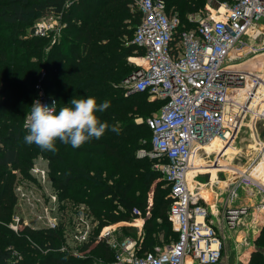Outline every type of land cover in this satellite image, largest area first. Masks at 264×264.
I'll return each mask as SVG.
<instances>
[{
    "label": "trees",
    "instance_id": "obj_1",
    "mask_svg": "<svg viewBox=\"0 0 264 264\" xmlns=\"http://www.w3.org/2000/svg\"><path fill=\"white\" fill-rule=\"evenodd\" d=\"M185 27L195 26L204 0H164ZM59 16L65 28L57 40L30 36L36 19ZM142 12L131 0H0V223L11 218L16 176L10 168L28 174L42 156L54 166L55 184L63 190L66 209L84 204L98 222L95 234L81 252L92 249L105 262L115 257L107 240L98 236L109 224L144 220L137 243L138 255L156 253L162 245L178 240L169 220L172 200L161 190L155 161L138 158L140 149L151 148L152 131L146 120L161 110L164 100L151 101L147 93H130L124 81L137 68L128 57L143 55L133 44ZM34 25V26H33ZM30 29V34H25ZM44 73L43 89L57 101V112L73 98L94 97L110 106L96 115L109 128L79 148L57 140L55 153L29 145L23 127L36 100ZM157 113V114H158ZM142 119V122H137ZM116 127L118 131H113ZM145 142V143H144ZM155 184L153 198L149 193ZM153 199V200H152ZM2 221V222H1ZM0 224V225H1ZM141 224V223H139ZM48 234L27 227L20 236L0 226V264H94L90 256L75 258L57 245L59 230ZM172 234V235H171ZM171 239V240H170ZM250 264H264V228L256 241ZM17 253V256L14 255Z\"/></svg>",
    "mask_w": 264,
    "mask_h": 264
},
{
    "label": "built area",
    "instance_id": "obj_2",
    "mask_svg": "<svg viewBox=\"0 0 264 264\" xmlns=\"http://www.w3.org/2000/svg\"><path fill=\"white\" fill-rule=\"evenodd\" d=\"M131 1L143 14L133 44L144 54L133 56L137 70L124 84L130 93H147L151 99L165 101L159 113L146 120L152 131L151 148L140 149L138 158L155 161L154 169L170 187L169 220L178 240L163 251L157 249L156 253L144 255H138L137 242L129 240L113 262L104 264H185L187 258L199 264H218L225 234L219 233L209 220L211 209L202 189L216 187L221 181L219 177H210L204 184L196 182L206 170L195 161L197 155L205 160V156L216 154L215 160L206 161L205 167L220 165L217 159L222 157L214 152L209 154L206 146L214 139L222 140L226 148L232 146L249 116L264 124V70L255 69L260 56H264V44L251 46V55L233 58L238 46H248L246 37L264 20V0H226L221 12L209 14L203 20L190 15L189 21L195 26L185 30H181L185 26L167 9L164 0ZM49 16L61 20L59 16ZM38 23L30 36L47 38L53 34L54 41L60 37L51 23ZM259 36L257 31L256 39ZM43 79L44 73L36 85V100L52 107L53 101H57L45 93ZM219 169L222 171L217 169V175L229 173L230 201L237 198L239 188H256L263 196L259 208L264 212V141L246 167L229 163V167ZM33 174L41 184L48 181L43 169L34 168ZM50 198L56 205V196ZM230 201L224 206L221 221L233 231L249 209L232 206ZM81 206L69 205L66 209V216L69 210L75 211L74 218L66 217V224L72 221L70 242L80 249L90 242L97 229L88 207ZM49 209L52 208L46 207L45 211ZM23 221L16 215L9 229L18 233ZM48 226L55 230L59 223L49 220ZM107 229L98 240L106 239L115 249ZM73 254L83 258L81 251Z\"/></svg>",
    "mask_w": 264,
    "mask_h": 264
},
{
    "label": "rangeland",
    "instance_id": "obj_3",
    "mask_svg": "<svg viewBox=\"0 0 264 264\" xmlns=\"http://www.w3.org/2000/svg\"><path fill=\"white\" fill-rule=\"evenodd\" d=\"M204 1L205 4L199 8V11L196 14H192L196 16L198 20L205 19L206 17L209 16V14H217L221 12L223 10L222 5L226 0H204ZM263 21H261L260 23H262ZM36 22L39 23L45 22L47 24L51 23L50 25H52V28H54V30H57L58 34L60 35L62 34L61 32L63 28H65V23L62 20L51 18L49 15L41 16L40 18L36 19ZM25 32H26L25 34H30V29H27ZM256 35H257V31L255 29L246 37L245 41L248 44V46L247 47L238 46L236 48V50L233 53L234 59L245 56L246 51H248L247 48L250 49L251 46L253 45L262 44V41L256 39L255 37ZM53 36H54L53 34H50L49 37H47V39L48 38L52 39ZM250 52L251 50L249 51L248 54H251ZM132 58L133 55L128 57V62L129 64L136 67L135 63L133 64ZM150 100L153 101L154 99H150ZM29 112L30 111H28V113ZM157 113H158L157 110L153 111V114H157ZM142 121H143L142 119H138L137 122L139 123ZM263 141H264V124L258 122L255 118L249 116L245 120L241 130L239 131L237 137L233 141L232 146L225 148L226 150L223 153L216 152L215 150H211V148L208 149L207 152L209 154L214 152L222 157L221 159L219 158L217 159L218 161H220V165L216 164L214 166L205 167V164H207L206 161L212 163V161L215 160L216 154H212L208 157L205 156L204 157L205 160H201L200 156L197 155L196 162H198L200 166H204V169L206 171L202 174L203 176L196 178L195 181L203 184L206 183V178L208 180V176H207L208 174L209 176H211V179L214 180L215 178H217L216 172L222 171L219 168H223L226 166L229 167V163L233 167H241V168L246 167L252 160L255 159L259 145ZM54 166L55 165L50 166V163L47 159H45L42 156H39L34 160L33 165L30 168L28 174H24L20 170H15L13 167L10 168L11 174L16 176V180L14 184L15 201H14L11 218L8 221L3 222V225L0 223L1 224L0 226H5L6 229L13 232L16 236H20L24 232L23 230L25 227H29L35 232L48 234L47 233L48 231H54V229L48 226L49 220H53L55 221L56 224L59 223V227L57 230H59L60 240H58L59 243L56 242V244L59 245L61 243L60 245L62 246V248L66 249L67 247L68 251H71L72 256H74L73 251L77 252L80 251L81 249L74 243L70 242L71 241L70 235H72L74 230L72 231L69 230L70 228H73V226H70L72 225V221L70 222V224L67 225L66 217L74 218L75 211L69 210L68 216H66V206H67L66 197H64L62 194L63 190L59 189V186L54 182V178L56 177L54 172L55 171ZM34 168H39L46 171V173L48 174V181L46 183L41 184L37 181L35 175L33 174ZM217 169L220 171H217ZM228 175L229 173L227 172L220 173V178L225 179L227 178ZM158 178H159L158 182L162 183L164 180L163 176L161 175ZM163 183L161 190L167 193L168 192L167 186L164 185ZM154 187L155 184L153 185L149 193L150 199L153 198ZM238 193L241 194V197L244 200V202H247L250 205L257 204V206H255L256 208L260 206V203H262L261 201L263 196L259 193V191L256 188H248V187L243 188L240 191H238ZM51 196H56L57 198L56 205L51 200L50 198ZM81 205L84 204H80L79 205L80 208L82 207ZM46 207L52 209H49V212H46L45 211ZM219 212H221V210ZM16 215H18L21 219L24 220L22 222L23 226H20V231L18 233L9 229V226H11L12 223H14L13 218ZM244 217L241 219V221L244 219ZM119 224L120 225L117 226H113V224H109L103 227L99 234L102 236V233L105 231L106 228H108L107 230L110 229L109 232H111V234L109 235V237L110 240L115 244V249L111 248L112 252L114 253L113 254L114 257L121 250V248L127 241L132 240L138 243L144 233V225L136 224L134 223V221L129 222L127 224H124V222H121ZM260 225L258 223L257 227ZM132 226H143V228L141 229V227H138L139 228L138 231V228ZM240 226L241 225L239 224V226H237L236 229H238ZM257 227H255L254 230L253 229L249 230L248 232L245 229H243L241 231L239 230V232H235L233 234L231 233L232 236L230 240L227 235L225 239L226 241H228V243L225 242V253L220 264H250L251 256L253 252L257 250L256 241L259 238L256 237V234L258 233V230L256 229ZM241 228H243V226ZM230 241L233 242L231 243ZM161 242L162 245L158 246L157 249L163 251L168 246L172 245V243H174L175 240H171V243H167V240L164 239V235L162 234ZM81 254H83V257L90 256L97 264L109 263V262H105L95 252H92V249H88L83 253L81 252Z\"/></svg>",
    "mask_w": 264,
    "mask_h": 264
},
{
    "label": "clouds",
    "instance_id": "obj_4",
    "mask_svg": "<svg viewBox=\"0 0 264 264\" xmlns=\"http://www.w3.org/2000/svg\"><path fill=\"white\" fill-rule=\"evenodd\" d=\"M57 104L49 107L35 100L27 114L23 127L28 130L24 137L29 145L35 144L41 150L55 153L56 141L79 148L92 138L99 139L109 128L106 122H101L97 112L105 111L110 102L98 104L96 98H73L70 106H64L57 112ZM113 131H118L116 127Z\"/></svg>",
    "mask_w": 264,
    "mask_h": 264
},
{
    "label": "crops",
    "instance_id": "obj_5",
    "mask_svg": "<svg viewBox=\"0 0 264 264\" xmlns=\"http://www.w3.org/2000/svg\"><path fill=\"white\" fill-rule=\"evenodd\" d=\"M255 29H256V31H258L260 33V36L257 40L262 41V45H263L264 44V21L262 23L259 22V24H257L255 26ZM247 49H248V51H246L245 55H247L249 53V51L251 50V48L250 49L247 48ZM250 53H252V52H250ZM248 55H251V54H248ZM262 57H264V56H262ZM262 57L260 56L259 61H258L260 63L256 65V66H259V67L255 68L257 70H264V58H262ZM201 176H203V175H201ZM207 176H208V180L206 178V182H208L209 178L211 177V176H209V174ZM217 177L220 178V175H217ZM228 177L229 176H227V178H225V179L220 178L221 182L216 187H211V188L210 187H204L202 189L203 193H204V197L207 200V204H208L209 208L211 209L209 220L211 221V223H213V226L216 228V230L219 233L224 232L225 238L228 235L229 240L231 239V236L233 233L239 232V230L241 231L243 229H245L247 232L249 230H252V229L254 230V228L257 227V224L259 223V225L260 224L261 225L256 228L258 230L256 237H259L262 229L264 228V212L261 211L259 207H257V208L255 207V206H257V204H251L250 205L249 203L244 202L240 193L238 194L237 198L230 201ZM243 188H247V187H242V188H240V190ZM240 190H238V191H240ZM228 200L231 202L230 204L232 206H236V207L246 206L249 209L248 215L246 217H244V219L240 223L241 226L238 229L233 230V231L229 230L226 227V225H224L223 222L221 221L222 214H223L222 210L224 209V206L228 203ZM249 201H252V200H249ZM219 209L221 210V212H219L220 211ZM134 223H136V224L141 223V225H144L145 221L144 220L135 221ZM117 225H120V224H117ZM242 226H243V228H241ZM132 227H136V228L141 227V229L143 228V226H132ZM138 231H139V228H138ZM225 242L228 243V241H226V239H225ZM230 242L232 243L233 241H230ZM242 243H244V242H242ZM224 253H225V247L223 250L222 259L224 257ZM222 259H221V261H222ZM221 261L218 264H220ZM185 264H199V263L197 261L193 260L192 258H187Z\"/></svg>",
    "mask_w": 264,
    "mask_h": 264
},
{
    "label": "bare ground",
    "instance_id": "obj_6",
    "mask_svg": "<svg viewBox=\"0 0 264 264\" xmlns=\"http://www.w3.org/2000/svg\"><path fill=\"white\" fill-rule=\"evenodd\" d=\"M211 148V150H215L216 152H224L226 149L225 145H223L222 140L220 139H214L213 142L206 146L205 149L208 151V149ZM204 196V193H202ZM206 196V195H205Z\"/></svg>",
    "mask_w": 264,
    "mask_h": 264
},
{
    "label": "water",
    "instance_id": "obj_7",
    "mask_svg": "<svg viewBox=\"0 0 264 264\" xmlns=\"http://www.w3.org/2000/svg\"><path fill=\"white\" fill-rule=\"evenodd\" d=\"M134 74H135V73L131 74V75H130L129 77H127L126 79L133 77V76H134Z\"/></svg>",
    "mask_w": 264,
    "mask_h": 264
}]
</instances>
